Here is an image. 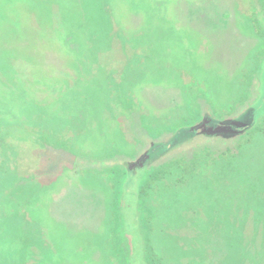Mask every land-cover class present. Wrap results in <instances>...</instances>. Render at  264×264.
<instances>
[{
    "label": "rangeland",
    "instance_id": "rangeland-1",
    "mask_svg": "<svg viewBox=\"0 0 264 264\" xmlns=\"http://www.w3.org/2000/svg\"><path fill=\"white\" fill-rule=\"evenodd\" d=\"M100 1L0 0V131L68 149L5 139L0 264H264V0Z\"/></svg>",
    "mask_w": 264,
    "mask_h": 264
},
{
    "label": "trees",
    "instance_id": "trees-1",
    "mask_svg": "<svg viewBox=\"0 0 264 264\" xmlns=\"http://www.w3.org/2000/svg\"><path fill=\"white\" fill-rule=\"evenodd\" d=\"M111 1V0H110ZM110 1L107 3V1H105V0H101L100 2L102 3V4H104V7H105V9H106V12H107V16L108 17H110V19L112 20V18L114 19V17H115V15H114V13H113V11H112V9H111V3H110ZM128 2V0H123L122 1V4H121V6L123 7V8H125V7H127V8H129V9H131V10H133V8L132 7H129V6H131V4H129V3H127ZM140 3V1L138 2V4ZM39 12H40V14H43L44 12L43 11H41V10H39ZM66 14H67V17L70 19V18H72L73 16H74V14H73V12H68V13H65V14H63V17H65L66 16ZM47 25H49V23L47 24ZM73 26V24H71V23H66V24H64V23H61V24H59V26H58V29H60V31L62 32V31H65L66 33H68V31L70 30V28ZM73 33H77L75 30H72L71 32H70V34H73ZM28 35V34H27ZM32 37V36H31ZM34 40V39H33ZM195 91V90H194ZM193 94V96H194V98L193 99H198V97L200 96L198 93H195V92H193L192 93ZM13 129V130H12ZM11 132H13V133H11ZM16 133V134H15ZM14 134V135H13ZM8 135H12V136H14V137H20V138H23V140H26V141H28V142H30L31 144H33L34 145V147H37L38 148V150H41V151H50V150H57L59 153L61 152V153H66V152H68V149L67 148H65L62 144H52V143H50L49 141H48V139H47V137H43V136H38V135H35L34 133H32V132H30L28 129H25V128H19V127H14V126H12V127H7V128H5V129H3L2 131H0V148L4 145V141H5V139L8 137ZM10 137V136H9ZM98 166V165H97ZM124 177H125V174H124ZM124 177L122 176V178H121V183L123 182V180H124ZM119 204H121L120 202H119ZM121 206V205H120ZM114 216H115V218L116 219H121V217H120V212L118 213H116V214H114ZM117 228H120V227H117ZM28 236V235H27ZM29 237V236H28ZM30 238V237H29ZM1 246V245H0ZM7 249H9L10 250V248H8V246H7V244H5V245H2L1 247H0V253H2V252H6L7 251ZM120 249L121 250H124V253L127 255V252L129 251V249L128 248H126V247H120ZM12 250V249H11ZM5 254V253H4ZM3 254V255H4ZM7 255V254H6ZM9 255V254H8ZM128 255H129V252H128ZM127 258V257H126ZM126 260V259H125ZM17 264H25L24 262H21V261H17ZM127 264V263H126Z\"/></svg>",
    "mask_w": 264,
    "mask_h": 264
},
{
    "label": "flooded vegetation",
    "instance_id": "flooded-vegetation-1",
    "mask_svg": "<svg viewBox=\"0 0 264 264\" xmlns=\"http://www.w3.org/2000/svg\"><path fill=\"white\" fill-rule=\"evenodd\" d=\"M250 96V95H249ZM253 95L251 94V97H252ZM251 97H250V99H251Z\"/></svg>",
    "mask_w": 264,
    "mask_h": 264
}]
</instances>
